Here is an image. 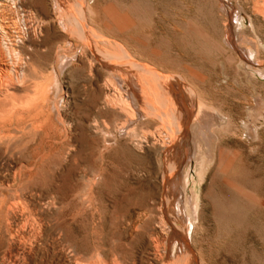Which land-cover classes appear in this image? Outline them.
<instances>
[{
    "label": "rangeland",
    "instance_id": "rangeland-1",
    "mask_svg": "<svg viewBox=\"0 0 264 264\" xmlns=\"http://www.w3.org/2000/svg\"><path fill=\"white\" fill-rule=\"evenodd\" d=\"M81 1L83 3L80 2V0H58L57 3L58 5L55 6L57 9L54 7L55 4H53L52 2L46 5L44 1H39V2L27 1L26 3H24L23 13L22 11L20 12V14L22 13L21 15L20 14L18 15L17 13L14 15V12L12 13L14 15V16L12 15L13 19L17 17L15 20H17L20 16L25 15L26 11L29 13V15L31 14L32 24H36L37 22L39 27L42 28V30L39 28L40 30L39 33L37 34V38L34 39L35 41L38 40L37 43L41 46L34 54L32 55L30 54L32 58L31 62L33 64L31 63L32 69L29 65L25 68V71L27 73L26 74L27 80L24 79L20 82L19 80L15 79L12 74L11 75L8 74V71L9 73H11L9 68H6L8 71L6 69H4L6 70L4 71L3 67L0 65V72H1L0 76L2 75L0 77L1 78L0 87L1 89L4 88L7 90L9 89V87L11 88L7 92L1 94L3 96L0 95V98L3 97V99L5 100L6 97L8 98L10 96L11 99L14 101V99L16 100V97L19 96L17 97L18 99L16 101L20 102L23 99L22 104L25 106V104L28 101L38 98L41 93L39 95H37L36 93L42 90L43 91V92L41 91L42 95L43 93H45L46 95L49 94L48 99H56L57 104L58 103L60 104V106L59 104L57 106V111L60 109L61 111H58L57 112L58 114L54 113L53 122L49 128V132L52 139L47 138L48 139L47 141L46 137H44L43 134H40L36 138L27 137L23 141H13L8 148H6V146L0 148V160L1 161L3 160L2 162H0V171H1L0 199H3L2 197L5 198L2 201L0 200V211L2 210V212H0V223H1L0 233L2 232L0 234V240H2V242L0 241V251L2 250L0 252V257L2 258L4 256L5 257L4 260L6 259L4 261L3 258L2 260L0 258V264H7V263L9 264V262H11L12 256H14L12 257V264L14 263L26 264L27 262H28L27 264L29 263L43 264V262L45 263L46 258L47 259L45 264H58V263L69 264L68 263L69 260L73 261V258L76 259L77 257L78 258L74 261L76 262L79 261L78 264H87L86 261L87 262L101 261L104 264H109V263L119 264L120 262H121L120 264H123L122 261H124V264H127L129 262H131L129 264H133L134 262L135 264H183V263L194 264L195 262L196 264L198 263L200 264V262L201 264H264V76H260L261 74L260 72L264 73V0H125V1L124 0H81ZM26 8H28L29 10ZM63 9H67L66 11L68 13L79 19V24L76 27L77 34L69 36L66 32L62 31L59 28L57 23L58 21L56 20L58 19L57 17L59 16L60 11H63ZM107 9L108 12H106ZM110 11L111 12L114 11L115 13L113 12L110 13ZM33 13L34 14L36 13V16H34ZM26 15L28 14L26 13ZM37 20H39L40 23L42 20H45L43 21V23L45 24L43 23L40 24L38 23L39 21ZM49 20L51 21V24ZM133 25L138 26V28L137 27L136 29L133 28L134 27ZM231 25H233L234 35L233 37L230 38V42L234 43L236 47H239L240 52L236 50L235 46L233 47L232 45H230V42L227 41L229 39L228 38L229 30H230L229 27ZM131 26L133 29L131 28ZM85 27L87 28L85 29ZM123 28L126 29L123 30ZM156 28L157 30H155ZM142 29H144V31ZM113 30L114 31L116 30L118 34H116V32H114ZM88 31L89 33H87ZM48 35H49V39H48ZM64 35H65V39L61 38V36L64 37ZM67 35L69 36V38ZM118 35L122 38H120ZM126 35L129 38H127ZM115 36H117L118 38L117 37L115 38ZM96 37L100 39L98 40V38L96 39ZM104 37L105 38L107 37V39H105ZM130 38L132 39L128 40ZM65 40L67 41L65 42ZM78 40L79 42H84V43H78ZM97 41L99 43H97ZM102 41L104 44L106 43L105 45H108V47L111 48H108L107 46L106 48H104L105 46L103 45ZM256 41L259 42L257 43ZM88 42L90 44H88ZM121 43H123L122 46L123 48L121 47L122 50L120 49L119 46L121 45ZM47 45H50L51 48L50 46L47 47ZM62 45L63 47H61ZM138 45H140L141 47L140 46L138 47ZM241 47L256 49L257 56L255 63L254 61H251V64H248L246 62V60L248 61V58L244 55L243 51H241ZM57 48H61V50L58 52ZM74 48L76 49L79 48L77 49L79 53H77L78 51L76 52L75 51L76 49ZM107 48L110 50L115 49L114 51H112L114 53L112 54L110 50L107 51L108 50ZM88 49H90L91 51L90 50L88 51ZM101 49H103L102 52ZM118 49L120 51L119 53L120 55L121 53H123L122 55H124L125 51H128L129 54L127 52L126 54L128 55L125 54L126 56L124 55L122 57H119L120 55L118 54V51L117 53H115L116 50ZM131 49L132 50L135 49V50L129 51ZM41 50L42 51L45 50V51L42 52ZM104 50L106 52H104ZM61 52H63L64 54H62ZM95 52L96 54H94ZM108 52L110 55L108 54ZM134 52L136 53L133 55ZM104 53H107L108 56L107 54ZM57 55L58 57H56ZM64 55H66L67 58H65L66 56ZM73 55L76 56L74 57ZM71 56L74 57L75 59H73ZM63 57L66 59V61H64L65 59L63 60ZM37 58L39 61L37 60ZM39 58L40 59L42 58L41 62ZM71 58L74 62L71 61ZM97 58L99 60H97ZM43 59H45L46 61L45 60L43 61ZM87 59L89 60L86 61ZM108 59L110 60L108 61ZM138 59L141 60V62ZM94 60L96 62H93ZM112 61L114 62L112 63ZM56 62L58 64H56ZM142 63L143 65H141ZM96 64H98V66ZM94 65H96L97 67ZM133 65L137 67L139 66L141 67L145 66L146 68L148 67V69H150L151 71L153 70L152 72H155L154 73L155 75L159 73L157 76H159L161 78V82L164 85H166L172 97L174 96L173 99H176L178 97L175 102L177 104L178 101L177 106L180 107L178 109L182 110V112L184 113V114L182 113L184 115L183 116L184 120L181 119L177 124L170 117H166L164 113L166 112V110L164 111V108L156 102L153 94L151 93L148 82L144 80V77L142 76L141 78V76L139 75L138 72H136V70H132ZM53 66H56L53 68L54 74H52L53 72H51ZM65 66L67 67L63 69L62 72L61 71L62 67ZM152 66H154L155 68ZM28 67H30L31 70ZM83 67H85L86 69H84ZM90 68H91V72H90ZM58 69L60 70V72L58 71ZM112 72L115 76H113ZM110 74L113 76L112 78L110 77ZM86 75L89 77L91 76L90 78L92 79L86 77ZM106 75L107 78L110 77L109 80H106L107 79ZM54 76L55 78H53ZM121 77L124 80V82H122V84L121 82H119V84L117 85L118 80L122 81ZM8 78H10V83L14 81L13 83L17 84V82L19 81L17 84L18 86L14 85L15 86L14 87L13 84L12 85L6 84L7 82L6 79ZM48 78L50 79L48 80ZM53 79H55L54 81L57 82L54 88L52 86ZM115 79L118 80L116 81ZM125 81L127 85L125 84L124 87L123 85ZM106 82H108L110 85V88L108 87L109 94L110 93L113 94L114 91L115 93L117 92L120 93V90L123 89L120 94L121 95L123 94L124 96L131 95L129 96V99L130 102H132L131 103L132 106L137 100V102L135 103L136 105L134 104L135 107L133 106L134 107L133 110L136 111L135 112L136 119L134 120L136 122H134L132 126L134 129L136 127V130L134 131L137 132L138 130L137 134H139L138 136L135 133L137 135V138L135 139V143H138L140 141L138 144L140 143L144 144V146L143 144L138 145L141 148V149L137 148L139 151H137V149L136 150L133 149L132 139H130V137L117 136L115 130L117 128V125L121 126L123 123L125 124L124 121L125 116L123 113L116 115L112 111H103L104 113L103 112L98 113L97 111L92 110V104L90 103L92 101L93 102L96 101L99 103V100H102L104 98L103 93L104 94L106 93L105 91L106 84L103 83ZM19 83L20 85L23 84L22 86L24 87L27 83L26 86H28V88L26 89L24 87L21 88V86H19ZM49 84H51L50 85L51 88H48ZM121 85L123 88L120 87ZM27 89H29V91H27ZM46 89L47 90L49 89V91H47ZM172 89H174L175 91ZM20 90L22 92H20ZM9 91L16 92V93L13 92L14 96L16 95L15 97L13 96L14 99L12 98L13 94L10 95L8 94ZM123 91H125V93H123ZM175 94L177 97L175 96ZM20 97H26V98H22L20 100ZM29 97L30 100H28ZM99 97L102 98L100 99ZM60 98L62 99L60 100ZM3 99H1V102L4 101ZM11 99L9 98L8 102ZM132 99H135L134 103ZM13 101H10L9 104L13 103L15 105L16 102ZM61 103H63L62 106ZM22 104L21 106H23ZM179 104L181 105L179 106ZM18 107H20V103ZM85 109L88 110L85 112ZM154 109L155 111L158 109L156 113L155 111L153 112ZM90 111L93 112L90 113ZM150 111L154 113V115H152ZM60 113L62 116L60 115ZM139 113H141L140 115L142 117H139ZM187 113L191 115V120L189 124H187V120L185 118ZM82 114L84 116V119L82 117ZM136 114L138 116H136ZM163 115H165L164 116L165 118L163 117ZM95 116L96 119L99 120L98 123L99 129L102 130V131L98 130L99 133L98 132L91 133L90 132L91 127L88 124V121L91 122V120L95 119ZM153 116L155 117L156 120L154 119ZM55 117H58V119H56ZM146 118L150 119L149 120L150 122L148 120H145ZM62 119L64 122L62 121ZM58 120H60V123L58 122ZM169 120L170 122H166ZM101 121L106 123L107 128H104L105 126L103 127V123ZM122 121L124 122L122 123ZM66 125L68 127L70 125V127L68 128ZM74 128H76V130ZM69 129L71 131H69ZM184 129L186 130V132H184ZM67 132L70 133L72 132V133L70 135V133ZM75 133L76 134L78 133V135H76ZM148 133H150L149 134L150 136L151 135L155 136V137L152 136L154 139L150 137ZM89 134L92 135L95 134L92 137L93 139L89 137ZM145 134L148 135V138L145 137L146 136ZM181 135L184 136L186 135L187 138H184V136ZM179 136H181L182 138H180ZM109 137L114 138L116 142L112 138L110 139ZM31 138H32V142H31ZM65 138L69 140H66ZM144 138L145 139L147 138L146 139L147 141ZM149 138L150 140L152 138L151 141L153 142V144H151L152 142L149 140ZM38 139L41 141H39ZM74 139L76 141H74ZM86 139L88 141H86ZM104 139L109 141L107 143H104L103 142ZM124 139H126L127 141ZM158 139L159 140L161 139L162 141L161 140L158 141ZM50 140L54 141L55 143H57L58 141L59 143H61L60 145L62 147L59 146V143H57L58 145L56 146L53 145V147H50V143H51ZM65 140L66 141L71 140L73 141V143L78 142L77 143L78 145H80L79 143H84V144L90 143L91 145H93V147L94 146L96 147V148L94 147L95 162L93 163L94 164L93 166L101 167L102 170L104 169V171H102L103 175L102 177L100 176L101 178L98 177L93 179L94 182L100 183L98 186H95L93 188V191L87 192V191L79 190V186L81 185V182L77 180V176H78L77 171L80 168V164L83 163V159L80 158L78 162H75L76 163L75 164L74 161L68 158L69 148H67V146L64 145V142H66ZM143 140L145 141L143 142ZM156 141L158 145L160 144V146H158L157 143H155V146L157 147L153 146L154 142ZM163 141H165L164 142L165 144H161L163 143ZM16 142L18 145L16 144ZM147 144H149V147ZM150 145H152V147H150ZM168 145L169 147L167 148ZM104 146L105 147L110 146V147L109 148L107 147L108 149H106L105 151ZM185 146L186 148L188 146L190 149H192L191 155L189 154L185 162L187 164V162L190 161V164L188 165V169L186 171V173L189 174V180L191 181L190 184L186 185V189L188 192L187 197H190L192 191L194 190L199 198L198 205L200 204L199 212H198L199 216H197L198 220L196 219L197 221H194L195 223L193 222V225H190L189 222L187 221L185 222L181 218H178L175 211L172 210L174 209V204L176 202L175 200L180 198V196L177 197V192H176L177 189L174 185H176V181H177L176 178L178 176L177 169L179 167L181 168V166L178 165L180 161L183 162V160H180L179 154H181V151ZM121 147L124 148L123 151ZM161 147L167 149L162 148L161 150ZM171 147H173L174 149ZM23 148L25 150H23ZM49 148L50 150H46ZM155 148L158 149L156 150ZM172 149L175 151H173ZM196 149H198L200 153L202 152V155L206 154L205 156L208 162H210L207 166L208 168L207 172H205L202 178L199 177L198 175L199 171H197L199 170V167L197 166L199 165V163L197 160L198 156L194 155ZM142 150L145 152H143ZM46 151L48 152L45 153ZM62 151H67V152H63L64 153L63 154ZM101 151L103 152L100 153ZM155 152L157 154H155ZM14 153L15 156L13 155ZM44 157H46V159H43ZM40 158L42 159V161ZM97 158L99 160H96ZM129 159L131 160L132 163L130 162ZM9 160L12 161V162L10 161L11 164L9 163ZM35 160L36 161L38 160L37 162L40 161L41 163L40 162L37 163ZM15 163H18V166ZM133 163L134 165H132ZM185 163H181V164H184L185 167L186 166ZM20 164L24 165L25 167H28L29 169V170L27 169L29 173L27 170H25L21 174V177H19V174L18 175L14 174L15 172L16 173L18 172V167ZM33 164H36V166H34ZM126 164L128 165L126 166ZM1 165L3 166V168ZM9 166L12 167L10 168ZM12 168L15 169L16 171L13 170ZM11 170L13 172H11L10 175L9 172ZM4 173H8L9 176L8 174L5 175ZM13 177L14 179H12ZM1 178H4V180ZM20 178L22 179V181L20 180ZM99 178L101 179L100 181H98ZM26 180L27 183H25ZM5 182L7 186L4 184ZM55 184H59V185L55 186ZM1 186L3 187L1 188ZM6 189L8 190L6 191ZM11 189L14 192H11ZM17 189L20 190L19 191L20 195L18 194ZM27 192L29 194H27ZM34 192L38 193L39 195ZM22 193L27 195H24ZM33 193L36 195V197ZM45 193L47 196L45 195ZM30 194L32 199L30 198V196H28ZM50 195L52 197H49ZM20 196L21 197L25 196V197L21 198ZM27 196L30 202L28 200H27L28 202H26ZM56 196L59 197L57 198ZM15 198L19 199V201L17 200V202H20L21 200L22 206L21 203L18 206V203L15 202L16 201ZM44 198L49 199L50 202L49 200L47 199L45 200ZM24 201L29 205L24 203ZM56 201L58 203H56L55 205H57V208L58 206H60L58 208L59 210L54 209L56 208L55 205L52 206L54 204L52 202H56ZM11 202L12 203L15 202V204L13 203V205H17L19 207L20 210L17 209V206L15 207L12 205L14 209L19 211V214L18 211H15L12 207H10L12 204ZM47 202L49 203L47 204ZM3 203L5 205H3ZM23 204H26L27 206H29V208L31 206L34 207L36 204L34 208L32 207L30 208V211L35 212V214L33 213L31 215L30 214L31 212L28 211L29 208ZM50 204L52 205L49 206ZM38 205L40 207L39 208L40 211L37 208ZM24 206L26 207L25 209ZM46 206H48L47 209H45ZM41 208H44L45 210L44 209L41 210ZM8 209L11 210L9 211L10 213L11 212L13 213L10 214V217L11 216L13 217L11 219H14L13 222L9 218V213L7 212ZM22 209L24 211L26 210L25 211L26 213L24 212L25 214H23ZM33 209L36 211H34ZM48 209L51 212L48 211ZM21 210L22 212H20ZM27 211L30 213L27 214ZM38 212L39 213L45 212V215L43 213L39 214ZM92 212L95 213L93 214ZM131 213L134 214L132 215ZM29 214L31 215L32 218L36 215V217H34L35 220L32 219ZM46 214H48V216ZM2 217L4 218V220ZM27 217H29V219ZM46 217L49 218L46 219ZM26 218L29 221L32 220L33 224L31 225V222H27L28 220ZM38 218L40 221L38 220ZM17 220L21 222L23 221L22 222L23 225L24 224L26 225V223L27 224L30 223V224H28V226L26 225L27 228L23 225H21L20 228V224L22 223ZM24 220H26V223L24 222ZM49 220H51L53 224L49 222ZM8 221H10L9 223L10 227L8 226ZM36 221L37 223H35ZM159 221L161 222L163 221V223ZM38 222H40L44 226ZM17 223L19 224L17 225ZM34 223L37 225L35 226ZM10 224H12L13 226L16 224L15 226H19L20 229L18 227H15L14 229ZM157 224H159L160 226ZM183 224H185V226ZM186 224H188L189 226ZM4 226L5 228L7 227L8 228L4 229L3 228ZM29 226H32V228L31 227L29 228ZM22 227H25L26 229ZM168 227H170L171 230H167ZM35 228L36 230H34ZM160 228H161V232H160ZM40 229H42V231H40ZM174 229L177 231H175ZM11 230L12 231L15 230V232L13 231V234L9 233V231ZM17 230L18 232H16ZM154 230L156 232H154ZM32 231L35 232V235L37 236L35 239H34L35 235L34 237L33 235L31 236V234L33 233ZM48 231L51 232V235ZM166 232L167 233L169 232L168 234L169 238L166 237L168 236ZM179 233L182 234L184 233L185 236L183 235L182 238V235ZM6 234L8 235L6 236ZM18 234L19 236H22V239L21 238L19 239V236H17ZM13 235L14 237L18 238L20 241L12 237ZM42 237H45L43 238L44 240H42ZM56 237L57 239L60 240L59 241L60 243H57V245L56 242L58 240H56ZM2 238H5L6 241L5 239ZM29 238L30 239L32 238L31 239L32 245H30ZM10 239H11V244L9 243ZM24 239H26V241H24ZM7 240L8 243H6ZM32 240L35 241L33 242ZM13 241H15L14 242V244L16 243L15 245L13 244ZM52 241H54L55 243ZM166 241L168 242L170 241V244L168 242L167 244H165ZM42 242H45L44 245ZM184 242L186 243V245L188 244L187 248L183 247L182 244H184ZM5 243L7 248L5 247ZM18 243L21 247L17 245ZM20 243L23 245H21ZM25 243L29 249L32 246L33 247L36 246V249L35 247L34 248L32 247L33 249L31 248V250L27 251L28 248H25L27 246L25 245L24 247ZM66 243L67 244L69 243V245L71 246H69L68 248V246H65L67 245ZM178 243L181 245L182 249H180V247L177 245ZM46 245L48 246V248ZM53 245L57 247L55 246L53 247ZM158 246L159 248H157ZM165 246H167V248ZM175 246H177L176 252L173 250H171L172 251L171 252L169 249H171V247L174 248ZM72 247L74 248L70 249ZM10 248H12L11 249L12 251H10ZM20 248H22L23 250ZM190 248L192 250H190ZM159 249H160L159 253L161 252V254L158 253L159 254L158 255L156 254V252H158ZM18 250H21V252ZM23 251L25 252L23 253ZM29 251L32 253H30ZM62 251H65V253ZM10 252H12L13 255ZM69 252L73 253L72 256L73 258L71 257L72 253L70 254ZM8 253H10V255ZM15 253L16 255H14ZM62 253L63 255L64 254L65 255L63 256ZM195 253L196 255H193ZM30 254H32V256H30ZM99 254L101 255V258L100 256H98ZM17 255H19L20 258ZM95 255L98 256L97 259L95 258L96 257ZM124 255L127 258H125ZM81 256H83L82 257L83 259L81 258ZM107 256L109 257L108 260H106L108 258ZM172 256L174 257V259ZM195 256L197 257L195 258ZM198 257L199 259H197ZM28 258L31 261L28 260ZM79 258H81L83 262H80L82 260L81 259L79 260ZM19 259L20 260L22 259V261H20ZM113 259L115 260L116 263L114 262ZM36 260L38 263L36 262Z\"/></svg>",
    "mask_w": 264,
    "mask_h": 264
},
{
    "label": "bare ground",
    "instance_id": "bare-ground-1",
    "mask_svg": "<svg viewBox=\"0 0 264 264\" xmlns=\"http://www.w3.org/2000/svg\"><path fill=\"white\" fill-rule=\"evenodd\" d=\"M27 1H29V2H31V1H44L45 3H46V5L48 4V3H50V2H52L53 4H55L54 5V7L56 6V5H58L57 3H58V0H0V65L3 67V70L4 69H6V68H9L10 69V71H11V73H9V71H8V74H12L13 76H14V78L15 79H17V80H19L20 82L22 81V80H27L26 78V71H25V68L29 65L30 67H31V69H32V62H31V60H32V58H31V55L32 54H34L39 48H40V46L41 45H39L38 43H37V41L38 40H34V39H36L37 38V34L39 33V30L41 29L42 30V28H40L39 27V25L37 24V22H36V24H32V17H31V14L29 15V13L26 11V13L28 14V15H26V13H25V15H22L23 16V18H22V16H20L17 20H15V19H13L12 18V13L14 12V15L17 13L18 15L20 14V12L22 11V13H23V6H24V3H26ZM125 1V0H124ZM37 2V3H38ZM43 2V3H44ZM62 2V1H61ZM80 2H82L81 0H80ZM35 3V2H34ZM83 3V2H82ZM85 3V2H84ZM45 5V4H44ZM52 5V4H51ZM74 5V4H73ZM89 5V4H88ZM29 6V5H28ZM27 6V7H28ZM125 6V5H124ZM31 7V6H30ZM87 7V6H86ZM56 8V7H55ZM84 8V7H83ZM136 8V7H135ZM134 8V9H135ZM26 9H28V8H26ZM31 9V8H30ZM57 9V8H56ZM72 9V8H71ZM111 9V8H110ZM29 10V9H28ZM32 10V9H31ZM31 10H30V12H31ZM59 10H60V8H59ZM67 9H63V11H60V13H59V16L57 17L58 19L56 20V21H58L57 23H58V26H59V28L62 30V31H64V32H66L69 36H72V35H75V34H77V30H76V27L78 26V24H79V19L77 18V17H75V16H73V15H71L70 13H68L67 11H66ZM83 10V9H82ZM113 10V9H112ZM129 10H131V9H129ZM137 10V9H136ZM33 11V10H32ZM87 11V10H86ZM135 11V10H134ZM140 11V10H139ZM138 11V12H139ZM106 12H108V9L106 10ZM113 13H115L114 11H112ZM111 11H110V13H112ZM130 12V11H129ZM133 12V11H132ZM143 12V11H142ZM146 12V11H145ZM21 13V14H22ZM56 13V12H55ZM90 13V12H89ZM20 14V15H21ZM34 14V13H33ZM54 14V13H53ZM131 14H133V13H131ZM146 14V13H145ZM13 15V16H14ZM107 15H108V13H107ZM110 15V14H109ZM135 15V14H134ZM142 15H143V13H142ZM33 16V15H32ZM34 16H36V13L34 14ZM122 16V15H121ZM141 16V15H140ZM110 17H112V16H110ZM123 17H125V16H123ZM40 18V17H39ZM38 18V19H39ZM88 18H90V17H88ZM114 18V17H113ZM34 19V18H33ZM36 19V18H35ZM41 19V18H40ZM52 19V18H51ZM50 19V20H51ZM112 19V18H111ZM136 19V18H135ZM138 19V18H137ZM49 20V22H50V24H51V21ZM54 20V21H55ZM88 20V19H87ZM91 20V19H90ZM115 20V19H114ZM147 20V19H146ZM151 20V19H150ZM37 21H39V20H37ZM43 21H45V20H42L41 21V23H43ZM48 21V20H47ZM55 21V22H56ZM33 22H34V20H33ZM53 22V21H52ZM54 22V23H55ZM85 22V21H84ZM91 22V21H90ZM89 22V23H90ZM137 22V21H136ZM145 22V21H144ZM38 23H40V21L38 22ZM40 23V24H41ZM88 23V24H89ZM108 23V22H107ZM126 23H128V22H126ZM132 23V22H131ZM43 24H45V23H43ZM49 24V25H50ZM113 24V23H112ZM117 24V23H116ZM115 24V25H116ZM130 24V23H129ZM148 24V23H147ZM232 24H234V23H232ZM122 25V24H121ZM120 25V26H121ZM132 25V24H131ZM152 25V24H151ZM48 26V25H47ZM46 26V27H47ZM53 26V25H52ZM52 26H51V28H52ZM55 26H56V24H55ZM83 26H85V25H83ZM107 26H108V24H107ZM110 26H112V25H110ZM109 26V27H110ZM134 27L133 28H135L136 29V27L138 28V26H136V25H133ZM141 26V25H140ZM140 26H139V28H140ZM109 27H107V28H109ZM151 27V26H150ZM40 28V29H39ZM50 28V27H49ZM48 28V29H49ZM56 28V27H55ZM58 28V29H59ZM87 27H85V29H86ZM90 28V27H89ZM92 28V27H91ZM104 28V27H103ZM116 28V27H115ZM114 28V29H115ZM131 28H132V26H131ZM132 28V29H133ZM144 28H146V27H144ZM230 30H229V35H228V40L227 41H229L230 42V38L231 37H233V35H234V33H233V25H231L230 27ZM44 29V28H43ZM59 29V30H60ZM100 29V28H99ZM117 29H119V28H117ZM126 28H123V30H125ZM52 30V29H51ZM104 30H106V29H104ZM112 30V29H111ZM129 30V29H128ZM143 31H144V29H142ZM155 30H157V28L155 29ZM85 31V30H84ZM99 31V30H98ZM110 31V30H109ZM114 31V30H113ZM136 31V30H135ZM163 31V30H162ZM55 32V31H54ZM90 32H91V30H90ZM97 32V31H96ZM107 32V31H106ZM105 32V33H106ZM114 32H116V30L114 31ZM123 32V31H122ZM142 32V31H141ZM148 32V31H147ZM44 33V32H43ZM66 33H64V34H66ZM82 33V32H81ZM87 33H89V31L87 32ZM95 33V32H94ZM98 33V32H97ZM102 33V32H101ZM100 33V34H101ZM104 33V32H103ZM129 33V32H128ZM157 33V32H156ZM63 34V33H62ZM86 34V33H85ZM93 34V33H92ZM99 34V33H98ZM116 34H118V32H116ZM115 34V35H116ZM169 34V33H168ZM42 35H44V34H42ZM56 35V34H55ZM67 35V36H68ZM106 35H108V34H106ZM112 35V34H111ZM114 35V34H113ZM120 35V34H119ZM118 35V36H119ZM69 36H68V38H69ZM127 36V35H126ZM125 36V37H126ZM130 36H133V35H130ZM136 36V35H135ZM144 36V35H143ZM142 36V37H143ZM156 36V35H155ZM165 36V35H164ZM44 37V36H43ZM54 37H56V36H54ZM53 37V38H54ZM80 37V36H79ZM100 37V36H99ZM103 37V36H102ZM117 36H115V38H116ZM120 37V36H119ZM149 37H150V34H149ZM45 38V37H44ZM43 38V39H44ZM52 38V37H51ZM61 38H64L65 39V35H64V37H62L61 36ZM60 38V39H61ZM78 38V37H77ZM82 38V37H81ZM88 38V37H87ZM90 38V37H89ZM91 38H92V35H91ZM98 37H96V39H97ZM105 38V37H104ZM113 38V37H112ZM118 38V37H117ZM120 38H122V37H120ZM127 38H129L128 36H127ZM144 38V37H143ZM146 38V37H145ZM39 39V38H38ZM48 39H49V35H48ZM63 39V40H64ZM74 39V38H73ZM79 39V38H78ZM100 38H98V40H99ZM105 39H107V37L105 38ZM104 39V40H105ZM132 38H130V39H128V40H131ZM59 40V39H58ZM76 40V39H75ZM84 40V39H83ZM102 40V39H101ZM108 40H109V38H108ZM121 40V39H120ZM126 40V39H125ZM127 40V41H128ZM198 40V39H197ZM46 41H48V40H46ZM55 41V40H54ZM57 41V40H56ZM67 40H65V42H66ZM85 41V40H84ZM112 41H114V40H112ZM118 41V40H117ZM145 41V40H144ZM156 41V40H155ZM105 42H107V41H105ZM125 42V41H124ZM129 42V41H128ZM134 42V41H133ZM257 43L259 42V41H256ZM44 43V42H43ZM52 43V42H51ZM55 43V42H54ZM68 43V42H67ZM78 43H84V42H79V40H78ZM92 43V42H91ZM97 43H99L98 41H97ZM102 43H103V41H102ZM135 43V42H134ZM256 43V44H257ZM50 44V43H49ZM59 44V43H58ZM69 44V43H68ZM88 44H90L89 42H88ZM106 44V43H105ZM104 43H103V45L105 46L104 48H106V46L108 47V45H105ZM108 44V43H107ZM111 44V43H110ZM110 44H109V46H110ZM57 45V44H56ZM76 45V44H75ZM81 45H83V44H81ZM133 45V44H132ZM149 45V44H148ZM230 45H232L233 47L235 46L234 45V43H232V42H230ZM48 46H50V45H47V47ZM73 46V45H72ZM102 46V45H101ZM120 46V49L122 50V46H123V43H121V45H119ZM118 46V47H119ZM126 46V45H125ZM140 45H138V47H139ZM57 47V46H56ZM61 47H63V45L61 46ZM67 47V46H66ZM75 47V46H74ZM77 47V46H76ZM83 47V46H82ZM88 47V46H87ZM94 47V46H93ZM117 47V48H118ZM122 47V48H121ZM135 47V46H134ZM141 47V46H140ZM50 48H51V46H50ZM81 48V47H80ZM101 48H103V47H101ZM108 48H111V47H108ZM107 48V49H108ZM235 48H236V50L238 51V52H240L239 51V47H236L235 46ZM44 49V48H43ZM74 49H76V48H74ZM77 49H79V48H77ZM75 50L76 52L78 51V50ZM83 49V48H82ZM90 49H92V48H90ZM90 49H88V51L90 50ZM128 49V48H127ZM126 49V50H127ZM136 49V48H135ZM135 49H133V50H135ZM61 50V48H57V51L59 52ZM99 50H100V48H99ZM102 50L103 49H101V52H102ZM110 49H108L107 51H109ZM115 50V49H114ZM114 50H110L111 51V53L113 54L114 52H112V51H114ZM132 49L131 50H129V51H133ZM42 51V50H41ZM45 51V50H44ZM44 51H42V52H44ZM74 51V52H75ZM87 51V50H86ZM91 51V50H90ZM98 51V50H97ZM117 51H118V54L120 53V51H119V49L118 50H116V52L115 53H117ZM241 51H243V53H244V55L248 58V61L246 60V62L248 63V64H251V61H254V63L256 62V56H257V52H256V49L255 48H242L241 47ZM47 52H49V51H47ZM46 52V53H47ZM66 52V51H65ZM99 52V51H98ZM104 52H106L105 50H104ZM128 51H125V54L127 53ZM54 53H55V51H54ZM62 54H64L63 52H61ZM67 53V52H66ZM65 53V54H66ZM70 53V52H69ZM72 53V52H71ZM77 53H79V51L77 52ZM131 53V52H130ZM136 52H134L133 53V55L135 54ZM31 54V55H30ZM49 54H52V53H49ZM76 54V53H75ZM94 54H96V52L94 53ZM103 54V53H102ZM104 54H107V53H104ZM108 54H109V52H108ZM108 54H107V56H108ZM118 54H117V56H118ZM123 53H121V55L119 56V57H122V56H124V55H122ZM128 54H129V52H128ZM128 54H126V55H128ZM37 55V54H36ZM48 55V54H47ZM77 55V54H76ZM76 55H73L74 57L76 56ZM110 55V54H109ZM125 55V56H126ZM138 55V54H137ZM140 55H141V53H140ZM29 56V57H28ZM64 56H66V55H64ZM102 56V55H101ZM131 56H132V54H131ZM144 56V55H143ZM41 57V56H40ZM50 57H52V56H50ZM53 57H54V55H53ZM56 57H58V55L56 56ZM68 57H69V55H68ZM72 57V56H71ZM74 57H72L73 59H75ZM80 57V56H79ZM93 57V56H92ZM96 57H98V56H96ZM130 57V56H129ZM134 57V56H133ZM138 57V56H137ZM136 57V58H137ZM140 57V56H139ZM43 58V57H42ZM41 58V59H42ZM65 58H67V56L65 57ZM64 57H63V60L65 59ZM72 58H71V61H73L72 60ZM84 58V57H83ZM143 58V57H142ZM246 58V59H247ZM40 59V58H39ZM41 59H40V62H41ZM50 59V58H49ZM59 59V58H58ZM111 59V58H110ZM110 59H108V61L110 60ZM37 60H38V58H37ZM45 59H43V61H44ZM52 60V59H51ZM68 60V59H67ZM89 59H87L86 61H88ZM97 60H99L98 58H97ZM139 60V59H138ZM39 61V60H38ZM37 61V62H38ZM46 61V60H45ZM64 61H66V59L64 60ZM63 61V62H64ZM70 61V60H69ZM68 61V62H69ZM70 61V62H71ZM84 61V60H83ZM126 61H129V60H126ZM140 62H141V60H139ZM143 61V60H142ZM62 62V61H61ZM74 62V61H73ZM72 62V63H73ZM82 62V61H81ZM85 62V61H84ZM93 62H96L95 60L93 61ZM99 62V61H98ZM97 62V63H98ZM114 61H112V63H113ZM117 62V61H116ZM132 62V61H131ZM137 62V61H136ZM258 62H259V59H258ZM32 63V64H31ZM53 63H55V62H53ZM78 63V62H77ZM126 63V62H125ZM128 63V62H127ZM146 63V62H145ZM148 63V62H147ZM56 64H58L57 62H56ZM60 64V63H59ZM67 64V63H66ZM71 64V63H70ZM85 64V63H84ZM119 64V63H118ZM121 64V63H120ZM124 64V63H123ZM137 64V63H136ZM35 65V64H34ZM45 65H47V64H45ZM51 65V64H50ZM49 65V66H50ZM63 65V64H62ZM80 65V64H79ZM83 65V64H82ZM89 65V64H88ZM97 66H98V64H96ZM96 65H94V66H96ZM141 65H143V63L141 64ZM155 65V64H154ZM64 66V65H63ZM69 66V65H68ZM78 66V65H77ZM93 66V65H92ZM96 66V67H97ZM149 66H151V65H149ZM30 67H28L29 69H30ZM34 67V66H33ZM43 67H46V66H43ZM54 67H56V66H53L52 67V71L51 72H53V68ZM67 66H65V67H62V72H63V69H65ZM152 67H154V66H152ZM36 68V67H35ZM60 68V67H59ZM76 68V67H75ZM84 69H86L85 67H83ZM100 68V67H99ZM155 68V67H154ZM30 69V70H31ZM93 69V68H92ZM94 69H96V68H94ZM102 69V68H101ZM104 69V68H103ZM2 70V69H1ZM6 70H4V71H6ZM88 70V69H87ZM98 70V69H97ZM132 70H136V72H138L139 73V75L141 76V78H142V76L144 77V80H146L147 82H148V85H149V87H150V90H151V93L153 94V96H154V99L156 100V102L158 103V104H160L163 108H164V111L166 110V112H164L165 113V115H166V117H170L171 119H173V121L174 122H176L177 124L179 123V121L182 119V120H184V118H183V112H182V110H179L178 108H180V107H178L177 106V104H178V101H177V104H176V99L178 98L177 96H176V94H175V96L177 97H175L176 99H173V97H172V95L170 94V92H169V90H168V88L166 87V85H164L162 82H161V78L159 77V76H157V75H155L154 73L155 72H152L150 69H148V67L146 68L145 66H143V67H141V66H139V67H137V66H135V65H133L132 66ZM250 70V69H249ZM35 71H37V70H35ZM40 71V70H39ZM38 71V72H39ZM41 71H43V70H41ZM47 71V70H46ZM58 71L60 72V70L58 69ZM93 71V70H92ZM99 71V70H98ZM43 72H45V71H43ZM90 72H91V68H90ZM102 72V71H101ZM111 72V71H110ZM166 72V71H165ZM1 73V72H0ZM4 73V72H3ZM2 73V74H3ZM7 73V72H6ZM56 73V72H55ZM88 73V72H87ZM106 73H107V71H106ZM109 73V72H108ZM121 73V72H120ZM261 74H260V76H264V73L263 72H260ZM5 74V73H4ZM8 74H7V76H8ZM43 74V73H42ZM42 74H41V76H42ZM52 74H54V72L52 73ZM51 74V75H52ZM58 74V73H57ZM101 74H103V73H101ZM112 74H113V72H112ZM163 74V73H162ZM169 74V73H168ZM10 75H9V77H10ZM45 75V74H44ZM43 75V76H44ZM49 75V74H48ZM134 75V74H133ZM161 75V74H160ZM2 76V75H1ZM0 76V77H1ZM57 76V75H56ZM59 76V75H58ZM113 76H115L114 74H113ZM111 74H110V77L112 78L113 77ZM118 76V75H117ZM120 76V75H119ZM138 76V75H137ZM164 76V75H163ZM167 76H169V75H167ZM3 77H4V75H3ZM31 77V76H30ZM46 77V76H45ZM47 77H49V76H47ZM86 77H89V76H87L86 75ZM91 77V76H90ZM89 77V78H90ZM103 77V76H102ZM110 77L109 78H107V75H106V80H109L110 79ZM134 77V76H133ZM172 77V76H171ZM178 77V76H177ZM254 77V76H253ZM6 78V77H5ZM13 78V79H14ZM50 78H51V76H50ZM50 78H48V80L50 79ZM53 78H55V76L53 77ZM96 78V77H95ZM94 78V79H95ZM98 78V77H97ZM116 78V77H115ZM165 78V77H164ZM170 78V77H169ZM168 78V79H169ZM1 79V78H0ZM8 79H9V82H8ZM8 79H6V84H10V85H12L13 84V86L14 85H16V86H18L17 84H18V82H17V84H14L12 81V83H10V78H8ZM21 79V80H20ZM44 79V78H43ZM46 79V78H45ZM56 79H57V77H56ZM90 79H92V78H90ZM89 79V80H90ZM100 79V78H99ZM98 79V80H99ZM102 79V78H101ZM119 79V78H118ZM117 79V80H118ZM121 79H122V77H121ZM11 80H12V78H11ZM29 80V79H28ZM42 80V79H41ZM55 79H53V84H52V86H53V88L56 86L55 84L57 83V82H55L54 81ZM116 80V79H115ZM116 80V81H117ZM57 81V80H56ZM91 81V80H90ZM97 81V80H96ZM134 81V80H133ZM145 81V82H146ZM165 81V80H164ZM26 82V81H25ZM55 82V83H54ZM93 82H95V81H93ZM100 82V81H99ZM103 82V81H102ZM114 82V81H113ZM119 82H121V84H122V82H124V80L122 79V81H119L118 80V83H117V85L119 84ZM138 82V81H137ZM16 83V82H15ZM43 83V82H42ZM47 83V82H46ZM108 82H106V83H103V84H106L105 85V87H106V93L104 94L103 93V95H104V98L102 99V100H99V103L98 102H96V101H92L90 104H92V110H94V111H97L98 113H102L103 111H112V112H114L116 115L117 114H120V113H123L124 114V116H125V119L124 118H122V119H124V121H125V124L123 123L124 121H122V125L121 126H118L117 125V128L115 129L116 130V133H117V136H128V137H130V139H132V147H133V149L134 150H136L137 148H140L138 145H140V144H138V143H135V139L137 138V135L139 136V134H137L138 133V130H137V132H135L134 130H136V127H135V129L133 128V126H132V124H134V122H136V121H134L135 119H136V117H135V110H133L134 109V107H135V103L137 102V100H136V102L134 103V100L135 99H132L133 100V103L135 104H133V106H132V102H130V99H129V96H131V95H121L120 93L122 92V90H120V93H118L117 91V93H115V91L113 92V94H109V88H110V85H109V83L107 84ZM111 83V82H110ZM5 84V85H6ZM51 84H49V86L51 85ZM98 84V83H97ZM115 84V83H114ZM125 84H126V81H125V83H124V87H125ZM134 84V83H133ZM139 84V83H138ZM144 84V83H143ZM4 85V84H3ZM23 85V84H22ZM22 85H20V83H19V86H21V88H23L24 86H22ZM26 85H27V83H26ZM25 85V89L26 88H28V86H26ZM32 85V84H31ZM47 85V84H46ZM116 85V84H115ZM127 85V84H126ZM129 85V84H128ZM141 85V84H140ZM7 86V85H6ZM5 86V87H6ZM45 86V85H44ZM43 86V87H44ZM48 86V88H51V86L49 87ZM102 86H104V85H102ZM114 86V85H113ZM135 86V85H134ZM170 86H171V84H170ZM188 86V85H187ZM15 87V86H14ZM41 87V86H40ZM105 87H102V88H105ZM109 87V88H108ZM116 87V86H115ZM121 88H123L122 87V85L120 86ZM120 87H119V89H120ZM3 88V87H2ZM8 88V87H7ZM18 88V87H17ZM38 88V87H37ZM45 88V87H44ZM52 88V89H53ZM93 88V87H92ZM138 88V87H137ZM9 89H11L10 87H9ZM8 89V90H9ZM15 89V88H14ZM51 89V90H52ZM101 89V88H100ZM111 89H112V87H111ZM117 89V88H116ZM125 89V88H124ZM128 89V88H127ZM130 89V88H129ZM7 89H1V87H0V95L1 94H3V93H5V92H7L8 91ZM38 90V89H37ZM39 90H41V89H39ZM47 90V89H46ZM95 90V89H94ZM172 90H174V89H172ZM18 91V90H17ZM27 91H29V89H27ZM32 91V90H31ZM42 91V90H41ZM41 91H39L38 93H36L37 95H39L40 93V96L38 97V98H36V99H34V100H30V97H29V99L28 100H30V101H28L26 104H25V106L22 104V101H23V99L22 98H26V97H20V102L19 101H16L18 98L17 97H19V96H17L16 97V100L13 98V96H14V93L13 92H15V91H13V92H11V91H9L8 92V94L10 95V94H13L12 95V98L14 99V101L17 103H15V105L13 104V103H10L9 104V102L10 101H13L12 99H11V97L9 96L8 98L6 97V96H4V97H6L5 98V100L3 99V97L2 98H0V148L1 147H3V146H6V148H8L10 145H11V143L13 142V141H23L24 139H26L27 137H37V136H39L40 134H43L44 135V137H46V139L48 138V139H52L51 138V135H50V132H49V128H50V125L52 124V122H53V117H54V113L55 114H58L57 112L58 111H61V109L60 110H58L57 111V106H58V104H57V102H56V99H48V95H46L45 93H43V95H42V92ZM47 91H49V89L47 90ZM98 91V90H97ZM103 91V90H102ZM112 91V90H111ZM145 91V90H144ZM175 91V90H174ZM20 92H22L21 90H20ZM25 92V91H24ZM53 92V91H52ZM90 92V91H89ZM93 92V91H92ZM95 92V91H94ZM100 92V91H99ZM16 93V92H15ZM34 93V92H33ZM96 93V92H95ZM115 93V94H114ZM123 93H125V91H123ZM101 94H102V92H101ZM145 94H147V93H145ZM68 95V94H67ZM97 95V94H96ZM1 96H3V95H1ZM16 96V95H15ZM14 96V97H15ZM29 96V95H28ZM46 96V97H45ZM53 96V95H52ZM139 96V95H138ZM148 96V95H147ZM151 96V95H150ZM183 96V95H182ZM54 97V96H53ZM52 97V98H53ZM152 97V96H151ZM11 99L9 102H8V99ZM89 98H90V95H89ZM100 98V97H99ZM102 98V97H101ZM100 98V99H101ZM133 98V97H132ZM147 98V97H146ZM1 99H3L2 101L3 102H1ZM27 99H25V100H27ZM32 99V98H31ZM62 98H60V100H61ZM152 99V98H151ZM68 100V99H67ZM88 100V99H87ZM92 100V99H91ZM13 101V102H14ZM65 101V100H64ZM20 103V107H18L19 106V103ZM71 102V101H70ZM87 102V101H86ZM90 102V101H89ZM155 102V103H156ZM180 102V101H179ZM64 103V102H63ZM63 103H61V106H62V104ZM183 103H184V101H183ZM21 104L24 106H21ZM89 104V103H88ZM154 104V103H153ZM12 105V106H11ZM18 105V106H17ZM78 105V104H77ZM140 105V104H139ZM181 104H179V106H180ZM185 105V104H184ZM59 106H60V104H59ZM90 106V105H89ZM145 106V105H144ZM143 106V107H144ZM153 106V105H152ZM155 106V105H154ZM157 106V105H156ZM195 106V105H194ZM64 107V106H63ZM65 107H67V106H65ZM69 107H70V105H69ZM85 107V106H84ZM91 107V106H90ZM137 107V106H136ZM185 107V106H184ZM183 107V108H184ZM59 108V107H58ZM86 108H88V107H86ZM155 108V107H154ZM161 108V107H160ZM80 109H82V108H80ZM136 109V108H135ZM140 109V108H139ZM186 109V108H185ZM67 110V109H66ZM88 109H85V112L87 111ZM158 110V109H157ZM156 110V111H157ZM192 110V109H191ZM80 111H82V110H80ZM141 111V110H140ZM155 111V109L153 110V112ZM156 111H155V113H156ZM187 111V110H186ZM64 112V111H63ZM85 112H82V113H85ZM89 112V111H88ZM91 112H93V111H90V113ZM145 112V111H144ZM151 112V111H150ZM78 113V112H77ZM81 113V112H80ZM104 113V112H103ZM152 113V112H151ZM150 113V114H151ZM183 113V114H182ZM79 114V113H78ZM77 114V115H78ZM122 114V115H123ZM141 113H139V117H142L141 115H140ZM60 115H61V113H60ZM80 115V114H79ZM90 115V114H89ZM94 115H97V114H94ZM106 115V114H105ZM144 115V114H143ZM152 115H154V113H152ZM157 115V114H156ZM155 115V116H156ZM165 115H163V117L165 116ZM62 116V115H61ZM60 116V117H61ZM113 116V115H112ZM136 116H138L137 114H136ZM158 116V115H157ZM188 116H189V114L187 113L186 114V120L188 119ZM82 117H83V119H84V116H83V114H82ZM99 117V116H98ZM97 117V118H98ZM154 117V116H153ZM56 119H58V117H55ZM77 118H80V117H77ZM117 118H119V117H117ZM121 118V117H120ZM150 118V117H149ZM165 118V117H164ZM82 119V120H83ZM101 119V118H100ZM151 119V118H150ZM150 119H145V120H150ZM154 119H155V117H154ZM166 119H168V118H166ZM90 120H91V118H90ZM120 120V119H119ZM144 120V121H145ZM156 120V119H155ZM54 121H57V120H54ZM62 121H63V119H62ZM61 121V122H62ZM104 121V120H103ZM114 121V120H113ZM112 121V122H113ZM137 121H139V120H137ZM141 121V120H140ZM58 122L60 123V120H58ZM64 122V121H63ZM102 122V121H101ZM119 122V121H118ZM150 122V121H149ZM166 122H170V120L169 121H166ZM55 123V122H54ZM57 123V122H56ZM68 123V122H67ZM78 123H79V121H78ZM77 123V124H78ZM80 123H81V121H80ZM84 123V122H83ZM99 120H97L96 119V116H95V119H93V120H91V122H89L88 121V124H89V126L91 127L90 128V132L91 133H96V132H98L99 133V131L98 130H101V129H99ZM103 123V127L104 128H107L106 127V123L105 122H102ZM131 123V124H130ZM140 123V122H139ZM66 124V123H65ZM64 124V125H65ZM76 124V123H75ZM85 124V123H84ZM116 124V123H115ZM136 124V123H135ZM141 124H142V122H141ZM60 125V124H59ZM73 125V124H72ZM71 125V126H72ZM102 125V124H101ZM100 125V126H101ZM67 126V125H66ZM87 126V125H86ZM181 126V125H180ZM68 127V126H67ZM66 127V128H67ZM69 127H70V125H69ZM68 127V128H69ZM73 127V126H72ZM75 127V126H74ZM77 127V126H76ZM79 127V126H78ZM88 127V126H87ZM113 127H114V124H113ZM178 127V126H177ZM102 128V127H101ZM181 128V127H180ZM75 130H76V128H74ZM80 129V128H79ZM65 130V129H64ZM86 130H88V129H86ZM62 131V130H61ZM69 131H71L70 129H69ZM74 131V130H73ZM102 131V130H101ZM112 131V130H111ZM66 132V131H65ZM77 132H78V129H77ZM85 132H87V131H85ZM106 132V131H105ZM183 132V131H182ZM184 132H186V130L184 129ZM67 133H70V132H67ZM72 133V132H71ZM71 133H70V135H71ZM137 135H136V134ZM145 133V132H144ZM188 133V132H187ZM76 134V133H75ZM109 134V133H108ZM141 134V133H140ZM147 134V133H146ZM145 134V135H146ZM150 133H148V135H149ZM69 135V136H70ZM76 135H78V133L76 134ZM93 135H95V134H93ZM93 135L92 134H89V137H91V139H93L92 137H93ZM104 135H106V134H104ZM110 135V134H109ZM112 135V134H111ZM144 135V136H145ZM148 135H146L145 137H147L148 138ZM160 135V134H159ZM187 135V134H186ZM184 136V135H181V136H184V138H187V136ZM68 136V135H67ZM74 136V135H73ZM87 136V135H86ZM97 136V135H96ZM113 136H114V134H113ZM142 136V135H141ZM150 136V135H149ZM153 135H151L150 137H152ZM181 136H179L180 138H182ZM43 137V138H44ZM65 137V136H64ZM63 137V138H64ZM78 137V136H77ZM100 137H101V135H100ZM143 137V136H142ZM153 137H155V136H153ZM152 137V138H153ZM161 137V136H160ZM68 138V137H67ZM79 138V137H78ZM77 138V139H78ZM106 138V137H105ZM110 139L112 138V137H109ZM146 138V139H147ZM152 138H151V140H152ZM179 138V139H180ZM183 138V139H184ZM45 139V138H44ZM48 139H47V141H48ZM66 139V138H65ZM73 139V138H72ZM113 140H114V138H112ZM119 139V138H118ZM145 139V138H144ZM145 139V140H146ZM154 139V138H153ZM28 140V139H27ZM34 140H36V139H34ZM39 140V139H38ZM54 140V139H53ZM58 140V139H57ZM56 140V141H57ZM59 140H61V139H59ZM66 140H69V139H66ZM65 140V141H66ZM112 140V141H113ZM124 140H126V139H124ZM145 140H143V142L145 141ZM149 140H150V138H149ZM150 140V141H151ZM161 140V139H160ZM159 139H158V141H160ZM29 141V140H28ZM28 141H26V142H28ZM39 141H41V140H39ZM38 141V142H39ZM46 141V142H47ZM74 141H76L75 139H74ZM86 141H88L87 139H86ZM109 141V140H108ZM106 139H104L103 140V142L104 143H107L108 142ZM115 141V140H114ZM127 141V140H126ZM130 141V140H129ZM142 141V140H141ZM147 141V140H146ZM162 141V140H161ZM184 141V140H183ZM31 142H32V138H31ZM37 142V143H38ZM50 147H53V145H58L57 143H59L58 141H57V143H55L54 141H52V140H50ZM64 142V141H63ZM102 142V141H101ZM116 142V141H115ZM114 142V143H115ZM152 142V141H151ZM165 141H163V143H161V144H165L164 143ZM185 142H186V140H185ZM34 143V142H33ZM78 142H76V143H73V141H66V142H64V145L65 146H67V148H69V151H68V158H70V160H72V161H74V163L75 162H78V160L80 159V158H82L83 159V163H79L80 164V168L78 169V176H77V180L78 181H80L81 182V185L79 186V190L80 191H87V192H91V191H93V188L95 187V186H98L100 183L99 182H94V178H98V177H102V175H103V172L102 171H104V169L102 170V168L101 167H95V166H93L94 164V162H95V157H94V155H95V148L93 147V145H91L90 143L88 144V143H86V144H84V143H79L80 145H78L77 144ZM95 143V142H94ZM104 143H103V145H104ZM145 143H147V142H145ZM150 143V142H149ZM155 143H157V141L156 142H154V145L153 146H155ZM160 143V142H159ZM189 143V142H188ZM16 144H17V142H16ZM23 144V143H22ZM39 144V143H38ZM61 143H59V146H61L60 145ZM109 144V143H108ZM122 144V143H121ZM125 144V143H124ZM130 144V143H129ZM143 144V143H142ZM141 144V145H142ZM151 144H153V142L151 143ZM181 144V143H180ZM15 145V144H14ZM18 145V144H17ZM21 145V144H20ZM19 145V146H20ZM25 145H26V143H25ZM148 145V147H149V144H147ZM157 145H158V143H157ZM190 145V144H189ZM22 146V145H21ZM20 146V147H21ZM24 146V145H23ZM126 146V145H125ZM131 146V145H130ZM130 146H128V147H130ZM143 146H144V144H143ZM146 146V145H145ZM158 146H160V144L158 145ZM181 146V145H180ZM17 147V146H16ZM26 147V146H25ZM62 147V146H61ZM108 147V146H107ZM107 147H105L104 146V148H105V151H106V149H108ZM124 147V146H123ZM123 147H121L122 148V151L124 150V148ZM147 147V146H146ZM150 147H152V145H150ZM155 147H157V146H155ZM166 147V146H165ZM169 147V145L167 146V148ZM33 148H34V146H33ZM45 148V147H44ZM48 148V147H47ZM103 148V147H102ZM120 148V149H121ZM143 148V147H142ZM158 148H160V147H158ZM157 148V149H158ZM162 148H164V147H161V150H162ZM167 148H164V149H167ZM171 148H173V147H171ZM64 149V148H63ZM98 149V148H97ZM119 149V150H120ZM125 149H126V147H125ZM141 149V148H140ZM145 149V148H144ZM156 149V148H155ZM156 149V150H157ZM170 149V148H169ZM174 149V148H173ZM172 149V150H173ZM16 150V149H15ZM23 150H25L24 148H23ZM43 150V149H42ZM46 150H50V148L49 149H46ZM65 150V149H64ZM67 150V149H66ZM102 150V149H101ZM147 150V149H146ZM150 150V149H149ZM153 150V149H152ZM179 150V149H178ZM6 151V150H5ZM40 151V150H39ZM45 151V150H44ZM61 151V150H60ZM115 151V150H114ZM128 151V150H127ZM137 151H139L138 149H137ZM143 151V150H142ZM141 151V152H142ZM164 151V150H163ZM167 151V150H166ZM170 151V150H169ZM173 151H175V150H173ZM172 151V152H173ZM200 151H202V150H200ZM31 152V151H30ZM48 151H46L45 153H47ZM50 152V151H49ZM55 152V151H54ZM63 152H67V151H62V153ZM103 151H101L100 153H102ZM143 152H145V151H143ZM142 152V153H143ZM150 152V151H149ZM191 152H192V149H190L188 146H187V148H186V146L182 149V151H181V154H179L180 155V160H183V162H181L180 161V163H179V165L178 166H181V168L179 167L178 169H177V181H176V185H174L175 187H176V189H177V197L178 196H180V198H178L177 200H175L176 202H175V204H174V209H172V210H174L175 211V213H176V215L178 216V218H181L182 220H184L185 222L187 221V222H189V224L190 225H193V222L194 221H197L198 220V217L197 216H199L198 215V212H199V205H198V195L195 193V191L193 190L192 191V194H191V196L190 197H187L188 196V192H187V189H186V185L187 184H190L191 183V181L189 180V174L188 173H186V171H187V169H188V165L190 164V161H188L187 162V164L185 163L186 162V160H187V157L189 156V154L191 155ZM53 153V152H52ZM114 153V152H113ZM123 153V152H122ZM125 153V152H124ZM180 153V152H179ZM204 153V152H203ZM64 154V153H63ZM119 154H120V152H119ZM140 154V153H139ZM155 154H157L156 152H155ZM173 154V153H172ZM174 154H175V152H174ZM193 154V153H192ZM14 156H15V153L13 154ZM28 155V154H27ZM50 155V154H49ZM59 155V154H58ZM67 155V154H66ZM65 155V156H66ZM126 155H127V153H126ZM152 155V154H151ZM194 155H196V156H198V158H197V160H198V163H199V165H197V163H196V165L199 167V170H197V171H199L198 172V175H199V177L200 178H202L203 177V175L205 174V172H207V166H208V164L210 163V162H208V160H207V158H206V154L205 155H202V152L200 153L199 151H198V149H196V151L194 152ZM17 156V155H16ZM20 156V155H19ZM18 156V157H19ZM30 156V155H29ZM28 156V157H29ZM124 156V155H123ZM138 156V155H137ZM144 156V155H143ZM9 157H12V156H9ZM17 157V158H18ZM25 157H26V155H25ZM104 157V156H103ZM122 157V156H121ZM126 157V156H125ZM4 158V157H3ZM2 158V159H3ZM31 158V157H30ZM66 158V157H65ZM99 158V157H98ZM96 159V160H99V159ZM124 158V157H123ZM149 158V157H148ZM8 159H10V158H8ZM24 159V158H23ZM41 159V158H40ZM43 159H46V157H44ZM111 159V158H110ZM125 159H127V158H125ZM195 159H196V157H195ZM19 160V159H18ZM66 160V159H65ZM108 160V159H107ZM130 160V159H129ZM178 160V159H177ZM191 160V159H190ZM3 161V160H2ZM1 160H0V162H2ZM5 161V160H4ZM10 161L11 160H9V163H10ZM27 161V160H26ZM28 161H29V159H28ZM36 161V160H35ZM38 161V160H37ZM36 161V162H37ZM41 161H42V159H41ZM68 161V160H67ZM104 161V160H103ZM102 161V162H103ZM109 161V160H108ZM112 161V160H111ZM126 161V160H125ZM134 161H136V160H134ZM170 161V160H169ZM176 161V160H175ZM174 161V162H175ZM12 162V161H11ZM40 162V161H39ZM39 162H37V163H39ZM65 162V161H64ZM101 162V163H102ZM107 162V161H106ZM113 162V161H112ZM121 162V161H120ZM130 162H131V160H130ZM197 162V161H196ZM6 163V162H5ZM22 163V162H21ZM28 163V162H27ZM41 163V162H40ZM132 163V162H131ZM136 163V162H135ZM181 163H185L186 164V166L184 167V164H181ZM2 164V163H1ZM4 164V163H3ZM11 164V163H10ZM10 164H7V165H10ZM15 164H17V166H18V163H15ZM14 164V165H15ZM70 164V163H69ZM76 164V163H75ZM103 164V163H102ZM137 164V163H136ZM139 164V163H138ZM144 164V163H143ZM34 166H36V164H33ZM42 165V164H41ZM128 164H126V166H127ZM132 165H134V163L132 164ZM147 165V164H146ZM165 165V164H164ZM2 166V165H1ZM13 166V165H12ZM11 166V167H12ZM105 166H106V164H105ZM130 166V165H129ZM139 166V165H138ZM10 167V166H9ZM10 167V168H11ZM136 167V166H135ZM2 168H3V166H2ZM53 168V167H52ZM66 168V167H65ZM106 168V167H105ZM141 168V167H140ZM144 168V167H143ZM164 168V167H163ZM174 168V167H173ZM5 169V168H4ZM4 169H2V170H4ZM8 169V168H7ZM13 169V168H12ZM17 169V168H16ZM28 169V167H25L24 165H22V164H20L19 165V167H18V172L16 173H14L15 175H18L19 174V177H21V174L25 171V170H27ZM32 169V168H31ZM139 169V168H138ZM197 169V168H196ZM6 170V169H5ZM10 170V169H9ZM13 170H15V169H13ZM29 170V169H28ZM27 170V171H28ZM64 170V169H63ZM169 170V169H168ZM16 171V170H15ZM132 171V170H131ZM170 171V170H169ZM168 171V172H169ZM1 172V171H0ZM6 172H8V171H6ZM11 172H13L12 170L9 172V174L11 173ZM28 173H29V171H28ZM59 173V172H58ZM61 173V172H60ZM63 173V172H62ZM109 173V172H108ZM129 173V172H128ZM175 173V172H174ZM180 173V174H179ZM2 174V173H1ZM5 175L6 174H8V173H4ZM3 174V175H4ZM9 174H8V176H9ZM4 175V176H5ZM11 175V174H10ZM24 175V174H23ZM22 175V176H23ZM65 175H67V174H65ZM13 176V175H12ZM173 176H175V175H173ZM2 177V176H1ZM75 177V176H74ZM100 177V178H101ZM10 178V177H9ZM24 178H25V176H24ZM23 178V179H24ZM99 178V180L98 181H100L101 179ZM1 179H3L4 180V178H1ZM12 179H14V177L12 178ZM11 179V180H12ZM58 179V178H57ZM75 179V178H74ZM3 180H2V182H3ZM5 180H6V178H5ZM15 180H16V178H15ZM14 180V181H15ZM20 180L22 181V179L20 178ZM34 180V179H33ZM1 181V180H0ZM58 181V180H57ZM25 183H27V180L25 181ZM25 183H23V184H25ZM173 183H175V182H173ZM0 184H1V182H0ZM5 185H6V182L4 183ZM12 184V183H11ZM18 184H20V183H18ZM23 184H22V186H23ZM78 184V183H77ZM10 185V184H9ZM8 185V186H9ZM56 185H59V184H55V186ZM4 186V185H3ZM3 186H1V188L3 187ZM7 186V185H6ZM54 186V185H53ZM7 188V187H6ZM9 188V187H8ZM52 188V187H51ZM149 188V187H148ZM34 189V188H33ZM40 189V188H39ZM97 189V188H96ZM8 189H6V191H7ZM10 190V189H9ZM18 190V189H17ZM57 190V189H56ZM19 191L20 190H18V194H19ZM29 191V190H28ZM30 191H31V189H30ZM36 191V190H35ZM41 191V190H40ZM11 192H14V191H12V189H11ZM173 192H175V191H173ZM31 193V192H30ZM34 193H36V192H34ZM33 193V194H34ZM9 194V193H8ZM22 194H24V193H22ZM27 194H29L28 192H27ZM27 194H24V195H27ZM36 194H38V193H36ZM43 194V193H42ZM52 194V193H51ZM20 195V194H19ZM35 195V194H34ZM39 195V194H38ZM45 195H46V193H45ZM59 195V194H58ZM171 195V194H170ZM18 196V195H17ZM28 196H30V198H31V194L30 195H28ZM28 196H27V199H26V202H28L29 200H28ZM47 196V195H46ZM55 196V195H54ZM1 197H2V195H1ZM9 197V196H8ZM10 197H11V195H10ZM9 197V198H10ZM15 197H16V195H15ZM21 197V196H20ZM25 197V196H24ZM24 197H21V198H24ZM35 197H36V195H35ZM39 197V196H38ZM44 197V196H43ZM49 197H52L51 195L49 196ZM57 197V196H56ZM59 197V196H58ZM57 197V198H58ZM84 197H86V196H84ZM3 199H0L1 201L2 200H4L5 198L4 197H2ZM14 199V198H13ZM16 199V198H15ZM24 199V200H25ZM32 199V198H31ZM35 199V198H34ZM38 199V198H37ZM41 199V198H40ZM45 200L47 199V198H44ZM93 199V198H92ZM11 200V199H10ZM17 200L19 201V199L17 198L16 199V201L15 202H17ZM28 200V201H27ZM47 200H49V199H47ZM71 200V199H70ZM33 201V200H32ZM37 201V200H36ZM35 201V202H36ZM84 201V200H83ZM89 201V200H88ZM92 201V200H91ZM94 201V200H93ZM15 202H13L14 204H15ZM22 202H23V199H22ZM25 201H24V203H26ZM30 202V201H29ZM34 202V203H35ZM38 202H39V200H38ZM42 202V201H41ZM44 202V201H43ZM49 202H50V200H49ZM49 202H47V204L49 203ZM80 202V201H79ZM12 203V202H11ZM13 203L11 204V206L10 207H12L13 209H14V207L13 206H17V205H13ZM18 203V206H19V204L21 203V200H20V202H17ZM52 203H54L53 205L52 204H50L49 206H54L56 203H58L57 201L56 202H52ZM7 204V203H6ZM27 205H29L28 203H26ZM26 204H23V205H26ZM31 204H32V202H31ZM38 204V203H37ZM61 204V203H60ZM88 204V203H87ZM167 204V203H166ZM168 204H169V202H168ZM3 205H5L4 203H3ZM13 205V206H12ZM26 205V207H28L29 208V206H27ZM83 205V204H82ZM91 205V204H90ZM93 205V204H92ZM17 206V209H19V207ZM21 206H22V203H21ZM21 206H20V208H21ZM35 206H36V204H35ZM34 206V207H35ZM68 206V205H67ZM8 207V206H7ZM6 207V208H7ZM9 207V208H10ZM25 206H24V209L26 208ZM32 207V206H31ZM30 207V208H31ZM34 207H32V208H34ZM55 207L56 208H54L55 210H57L60 206H58V208H57V205H55ZM63 207V206H62ZM61 207V208H62ZM11 208V209H12ZM23 208V207H22ZM30 208H29V210L28 211H30ZM37 208H38V210L40 211V207H39V205L37 206ZM36 208V209H37ZM45 208V207H44ZM44 208H41V210L42 209H44ZM48 208V206H46V208L45 209H47ZM82 208V207H81ZM94 208V207H93ZM44 209V210H45ZM53 209V210H54ZM15 211H18V210H16V209H14ZM13 210V211H14ZM20 210V209H19ZM23 210V209H22ZM22 210L20 211V212H22ZM34 210V209H33ZM51 210H52V208H51ZM59 210V209H58ZM167 210V209H166ZM9 211H11L10 209H8V213H9V218L11 219V218H13L12 216L10 217V214H13L12 212L10 213ZM26 211V210H25ZM24 210H23V214H25L26 212H25ZM27 211V214L28 213H30V212H28ZM34 211H36V210H34ZM48 211H50L49 209H48ZM84 211V210H83ZM0 212H2V210L0 211ZM25 212V213H24ZM51 212V211H50ZM53 212V211H52ZM35 214V212H31L30 214L32 215V214ZM39 213V212H38ZM43 212H41V213H39V214H42ZM47 213V212H46ZM56 213V212H55ZM93 213V212H92ZM91 213V214H92ZM95 213V212H94ZM93 213V214H94ZM163 213H165V212H163ZM17 214V213H16ZM18 214H19V211H18ZM20 214H22V213H20ZM29 214V215H30ZM39 214H37V215H39ZM44 215H45V212L43 213ZM49 214V213H48ZM48 214H46L47 216H48ZM132 214V213H131ZM134 214V213H133ZM132 214V215H133ZM2 215V214H1ZM8 215V214H7ZM29 215H27V216H29ZM31 215H30V217H31ZM131 215V216H132ZM175 215V216H176ZM23 216V215H22ZM25 216V215H24ZM49 216H52V215H49ZM34 217H36V215L34 216ZM34 217L32 218V219H34ZM129 217V216H128ZM3 218V217H2ZM1 218V219H2ZM9 218H8V220H9ZM16 218H17V216H16ZM15 218V219H16ZM23 218V217H22ZM28 219H29V217H27ZM26 218V219H27ZM40 218V217H39ZM39 218H38V220H39ZM47 218H49V217H46V219ZM54 218V217H53ZM91 218H92V216H91ZM126 218V217H125ZM138 218V217H137ZM161 218V217H160ZM165 218V217H164ZM5 219H6V217H5ZM19 219V218H18ZM24 219V218H23ZM27 219V220H28ZM45 219V220H46ZM124 219V218H123ZM135 219V218H134ZM197 219V220H196ZM3 220H4V218H3ZM13 220L14 219H11V221L13 222ZM20 220V219H19ZM19 220H17V221H19ZM31 220V219H30ZM35 220V219H34ZM33 220V221H34ZM40 221V220H39ZM41 221H43V220H41ZM53 221V220H52ZM164 221V220H163ZM163 221L161 222V221H159V222H161V223H163ZM166 221V220H165ZM168 221V220H167ZM181 221V220H180ZM183 221V222H184ZM1 222H2V220H1ZM15 222H16V220H15ZM19 222H21V221H19ZM23 222V221H22ZM21 222V223H22ZM24 222L26 223V220H24ZM27 222H31V225L33 224V222H32V220L31 221H27ZM45 222V221H44ZM48 222V221H47ZM49 222H51V220H49ZM133 222V221H132ZM135 222V221H134ZM182 222V223H183ZM9 223H10V221H8V226H9ZM35 223H37V221L35 222ZM34 223V224H35ZM38 223H40V222H38ZM52 224H53V222H51ZM118 223V222H117ZM181 223V224H182ZM195 223V222H194ZM1 224V223H0ZM6 224V223H5ZM19 223H17V225H18ZM28 224H30V223H28ZM28 224L26 223V225L28 226ZM41 224V223H40ZM55 224V223H54ZM71 224V223H70ZM181 224H179V225H181ZM197 224V223H196ZM4 225V224H3ZM14 229H15V227H18L19 228V226H13L12 224H10ZM21 225H23V223L22 224H20V228H21ZM26 225L24 224L23 226H25L26 227ZM37 224H35V226H36ZM41 225H43V224H41ZM41 225H40V228H41ZM51 225V224H50ZM135 225V224H134ZM157 225H159V224H157ZM172 225V224H171ZM184 226H185V224H183ZM186 225H188V224H186ZM44 226V225H43ZM48 226V225H47ZM55 226V225H54ZM53 226V227H54ZM160 226V225H159ZM158 226V227H159ZM164 226V225H163ZM189 226V225H188ZM194 226H195V224H194ZM10 227V226H9ZM25 227H22V228H25ZM32 228V226H29V228ZM33 227H34V225H33ZM126 227V226H125ZM157 227V226H156ZM165 227H166V224H165ZM164 227V228H165ZM192 227V226H191ZM4 229H7V228H5V226L3 227ZM19 228V229H20ZM27 228V227H26ZM25 228V229H26ZM28 228V229H29ZM37 228V227H36ZM36 228L34 229V230H36ZM47 228V227H46ZM52 228V227H51ZM122 228H124V227H122ZM131 228V227H130ZM135 228V227H134ZM138 228V227H137ZM187 228V227H186ZM39 229V228H38ZM50 229V228H49ZM139 229V228H138ZM155 229V228H154ZM157 229V228H156ZM163 229V228H162ZM166 229V228H165ZM173 229V228H172ZM192 229V228H191ZM9 230V229H8ZM7 230V231H8ZM23 230V229H22ZM45 230V229H44ZM44 230H43V232H44ZM63 230V229H62ZM127 230H128V228H127ZM130 230V229H129ZM136 230V229H135ZM164 230V229H163ZM167 230H171V228L170 227H168V229ZM175 230V229H174ZM12 231V230H11ZM11 231H9V233H12L13 234V231L15 232V230H13L12 232ZM28 231V230H27ZM27 231H26V233H27ZM31 231V230H30ZM40 231H42V229H40ZM47 231V230H46ZM45 231V232H46ZM52 231V230H51ZM165 231V230H164ZM164 231H163V234H164ZM175 231H177V230H175ZM16 232H18V230L16 231ZM19 232H20V230H19ZM33 232V231H32ZM49 233H50V235H51V232L50 231H48ZM48 232H47V234H48ZM53 232V231H52ZM60 232V231H59ZM58 232V233H59ZM62 232V231H61ZM64 232V231H63ZM136 232V231H135ZM154 232H156L155 230H154ZM160 232H161V228H160ZM171 232V231H170ZM184 232V231H183ZM188 232V231H187ZM2 233V232H1ZM0 233V234H1ZM29 233V232H28ZM34 233V234H33ZM32 234H31V236L33 235V237H34V235H35V232H33ZM36 233H37V231H36ZM38 233H40V232H38ZM167 233V232H166ZM15 234H17V233H15ZM47 234H45V235H47ZM62 234H64V233H62ZM155 234H157V233H155ZM160 234V233H159ZM162 234V233H161ZM169 234V232L167 233V235ZM173 234V233H172ZM176 234V233H175ZM179 234H181L182 235V238H183V235H184V233L182 234V233H179ZM3 235V234H2ZM8 234H6V236H7ZM11 235V234H10ZM9 235V236H10ZM21 235V234H20ZM30 235V234H29ZM41 235V234H40ZM39 235V236H40ZM44 235V234H43ZM57 235H60V234H57ZM174 235V234H173ZM4 236H5V234H4ZM16 236V235H15ZM17 236H19V234L17 235ZM24 236V235H23ZM64 236V235H63ZM62 236V237H63ZM127 236V235H126ZM163 236V235H162ZM175 236V235H174ZM185 236V235H184ZM12 237H14V235L12 236ZM12 237H11V239H12ZM37 236L35 235V237H34V239L36 238ZM51 237H53V236H51ZM135 237V236H134ZM138 237V236H137ZM158 237V236H157ZM166 237H168L169 238V235L168 236H166ZM165 237V238H166ZM181 237V236H180ZM16 240H19L20 238L22 239V236H19V239L18 238H16V237H14ZM14 238H13V240H14ZM24 238V237H23ZM39 238V237H38ZM37 238V239H38ZM43 238H45V237H42V240H44ZM49 238H50V236H49ZM59 238V237H58ZM161 238V237H160ZM181 238V239H182ZM186 238V237H185ZM184 238V239H185ZM2 239H5V238H2ZM11 239H10V244H11ZM32 239V238H31ZM31 239L29 238V240H30V245H32L31 244ZM41 239V238H40ZM54 239H55V236H54ZM187 239V238H186ZM8 240H9V237H8ZM8 240H7V242L6 243H8ZM28 240V239H27ZM28 240V241H29ZM52 240V239H51ZM56 240H58L57 242H56ZM56 240H55V242H56V245H57V243H60L59 241V239H57V237H56ZM166 240V239H165ZM165 240H163V241H165ZM168 240V239H167ZM1 242H2V240H0ZM5 241H6V239H5ZM20 241V240H19ZM18 241V242H19ZM24 241H26V239H24ZM27 241V242H28ZM33 241V240H32ZM35 241V240H34ZM33 241V242H34ZM39 241H41V240H39ZM39 241H37V242H39ZM14 242L15 241H13V244H14ZM26 242V243H27ZM49 242H50V240H49ZM52 242H54V241H52ZM54 242V243H55ZM63 242V241H62ZM133 242H134V240H133ZM167 242L168 241H166V243L165 244H167ZM175 242V241H174ZM6 243H5V247H6ZM23 243V242H22ZM26 243L24 244V247H25V245H26ZM43 243V245H44V243L45 242H42ZM54 243H52V244H54ZM119 243V242H118ZM138 243V242H137ZM169 244H170V241L168 242ZM173 243V242H172ZM171 243V244H172ZM16 244V243H15ZM14 244V245H15ZM21 244V243H20ZM28 244V243H27ZM47 244H49V243H47ZM63 244V243H62ZM61 244V245H62ZM67 244V243H66ZM168 244V245H169ZM182 244V243H181ZM17 245H19V243L17 244ZM21 245H23V244H21ZM34 245V244H33ZM36 245V244H35ZM173 245H176V244H173ZM179 247H180V249H182V247H181V245L178 243L177 244ZM183 245V247H185V248H187L188 246V244L186 245V243L184 242V244H182ZM27 246V245H26ZM40 246V245H39ZM47 246V245H46ZM50 246V245H49ZM52 246V245H51ZM55 245H53V247H54ZM65 246H68V248H69V246H71V245H69V243L67 244V245H65ZM64 246V247H65ZM164 246V245H163ZM19 247H21L20 245H19ZM23 247V246H22ZM31 247V246H30ZM33 247V246H32ZM31 247V248H32ZM35 247V249H36V246H34ZM33 247V248H34ZM38 247V246H37ZM43 247V246H42ZM52 247V248H53ZM55 247H57V246H55ZM166 248H167V246H165ZM178 247V248H179ZM7 248V247H6ZM6 248H4V249H6ZM25 248H28V246L27 247H25ZM31 248L29 249H27V251L28 250H31ZM32 248V249H33ZM47 248H48V246H47ZM51 248V249H52ZM74 247H72V248H70V249H73ZM110 248V247H109ZM157 248H159V246L157 247ZM184 248V249H185ZM12 248H10V251H12L11 250ZM20 249H22V248H20ZM38 249V248H37ZM45 249V248H44ZM94 249V248H93ZM108 249V248H107ZM194 249V248H193ZM14 250V249H13ZM17 250V249H16ZM23 250V249H22ZM39 250V249H38ZM40 250H41V248H40ZM50 250V249H49ZM53 250V249H52ZM97 250V249H96ZM106 250V249H105ZM156 250V249H155ZM170 251L171 250H173V251H175L176 252V250H177V246H175L174 248H172L171 247V249H169ZM190 250H192L191 248H190ZM2 251V250H1ZM0 251V252H1ZM18 251H20L21 252V250H18ZM37 251V250H36ZM35 251V252H36ZM55 251H57V250H55ZM59 251V250H58ZM159 251H160V249L158 250V252H156V254H158L159 253ZM164 251H165V249H164ZM25 251H23V253H24ZM30 252V251H29ZM44 252V251H43ZM46 252V251H45ZM60 252V251H59ZM62 252H64L65 253V251H62ZM74 252V251H73ZM112 252V251H111ZM172 252V251H171ZM181 252V251H180ZM193 252H195V251H193ZM7 253V252H6ZM11 254H12V252H10ZM10 253H8L9 255H10ZM28 253V252H27ZM30 253H32V252H30ZM53 253V252H52ZM51 253V254H52ZM55 253V252H54ZM57 253V252H56ZM70 253V252H69ZM68 253V254H69ZM72 253V252H71ZM70 253V254H71ZM99 253V252H98ZM191 253H192V251H191ZM19 254V253H18ZM22 254V253H21ZM61 254V253H60ZM75 254H76V252H75ZM75 254H74V256H75ZM155 254V255H156ZM159 254H161V252L159 253ZM158 254V255H159ZM171 254V253H170ZM13 255V254H12ZM14 255H16V253L14 254ZM20 255V254H19ZM19 255H17L18 257H19ZM25 255V254H24ZM27 255V254H26ZM34 255V254H33ZM38 255H39V253H38ZM44 255V254H43ZM55 255V254H54ZM62 255H63V253H62ZM65 255V254H64ZM63 255V256H64ZM94 255V254H93ZM107 255H108V253H107ZM118 255V254H117ZM134 255H136V254H134ZM193 255H196V253L195 254H193ZM2 256V255H1ZM30 256H32V254H30ZM62 256V257H63ZM73 256V253H72V255H71V257ZM79 256V255H78ZM90 256V255H89ZM96 256V257H95ZM94 257L97 259V257L98 256H100V258H101V255L99 254L98 256L97 255H95ZM103 256V255H102ZM110 256V255H109ZM115 256H116V254H115ZM115 256H114V258H115ZM12 257H14V256H12ZM12 257H11V262H9V264H12ZM80 257V256H79ZM83 256H81V258H82ZM86 257V256H85ZM108 257V256H107ZM120 257V256H119ZM124 257H125V255H124ZM135 257V256H134ZM173 257V256H172ZM197 256H195V258H196ZM1 258V257H0ZM3 258V260H4V256L2 257ZM2 258H1V260H2ZM8 258V257H7ZM20 258V257H19ZM25 258V257H24ZM34 258V257H33ZM38 258V257H37ZM67 258V257H66ZM70 258V257H69ZM73 258V257H72ZM78 258V257H77ZM76 258V259H77ZM81 258H79V260L81 259ZM99 258V259H100ZM104 258H106V257H104ZM125 258H127V257H125ZM161 258V257H160ZM187 258V257H186ZM193 258H194V256H193ZM14 259H16V258H14ZM27 259V258H26ZM35 259V258H34ZM43 259V258H42ZM41 259V260H42ZM47 259V258H46ZM46 259H45V263H46ZM75 258H73V261L72 260H69V264H78L79 263V261L78 262H76V261H74V260H76ZM83 259V258H82ZM81 259V260H82ZM86 259V258H85ZM109 259V257L106 259V260H108ZM112 259V258H111ZM173 259H174V257H173ZM197 259H199V257L197 258ZM6 260V259H5ZM4 260V261H5ZM20 260V259H19ZM28 260H30L29 258H28ZM54 260V259H53ZM52 260V261H53ZM65 260V259H64ZM94 260V259H93ZM104 260V259H103ZM102 260V261H103ZM114 260V259H113ZM116 260H117V258H116ZM135 260V259H134ZM137 260V259H136ZM156 260V259H155ZM161 260V259H160ZM159 260V261H160ZM163 260V259H162ZM171 260V259H170ZM16 261V260H15ZM14 261V262H15ZM20 261H22V259L20 260ZM31 261V260H30ZM33 261V260H32ZM67 261V260H66ZM65 261V262H66ZM85 261V260H84ZM111 261V260H110ZM130 261V260H129ZM190 261V260H189ZM192 261V260H191ZM198 261V260H197ZM201 261V260H200ZM2 262V261H1ZM7 262V261H6ZM6 262H4V263H6ZM36 262H37V260H36ZM43 262V261H42ZM80 262H83V260L82 261H80ZM113 262V261H112ZM114 262H115V260H114ZM119 262V261H118ZM123 262V264H124V261H122ZM134 262V261H133ZM156 262V261H155ZM164 262V261H163ZM17 263V262H16ZM28 263V262H27ZM26 263V264H27ZM33 263V262H32ZM38 263V262H37ZM44 262H43V264H45ZM53 263V262H52ZM57 263V262H56ZM86 263L87 264H104L103 262H101V261H90V262H87L86 261ZM116 263V262H115ZM121 263V262H120ZM119 263V264H120ZM129 263H131V262H129ZM129 263H127V264H129ZM136 263H137V261H136ZM179 263H181V262H179ZM194 263V262H193ZM198 263V262H197ZM8 264V263H7ZM15 264V263H14ZM18 264H20V263H18ZM30 264V263H29ZM39 264V263H38ZM59 264V263H58ZM66 264V263H65ZM110 264V263H109ZM133 264H135V262L133 263ZM184 264V263H183ZM191 264V263H190ZM194 264H196V262L194 263ZM199 264V263H198ZM200 264H201V262H200Z\"/></svg>",
    "mask_w": 264,
    "mask_h": 264
},
{
    "label": "water",
    "instance_id": "water-1",
    "mask_svg": "<svg viewBox=\"0 0 264 264\" xmlns=\"http://www.w3.org/2000/svg\"><path fill=\"white\" fill-rule=\"evenodd\" d=\"M190 120H191V115L189 114L188 119H187V124H189Z\"/></svg>",
    "mask_w": 264,
    "mask_h": 264
}]
</instances>
